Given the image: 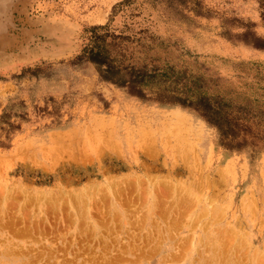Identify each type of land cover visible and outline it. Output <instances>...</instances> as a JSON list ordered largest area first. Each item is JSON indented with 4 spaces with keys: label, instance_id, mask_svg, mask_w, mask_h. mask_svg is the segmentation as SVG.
Listing matches in <instances>:
<instances>
[{
    "label": "rangeland",
    "instance_id": "obj_1",
    "mask_svg": "<svg viewBox=\"0 0 264 264\" xmlns=\"http://www.w3.org/2000/svg\"><path fill=\"white\" fill-rule=\"evenodd\" d=\"M263 222L264 0H0V264H264Z\"/></svg>",
    "mask_w": 264,
    "mask_h": 264
},
{
    "label": "bare ground",
    "instance_id": "obj_2",
    "mask_svg": "<svg viewBox=\"0 0 264 264\" xmlns=\"http://www.w3.org/2000/svg\"><path fill=\"white\" fill-rule=\"evenodd\" d=\"M162 112V111H161ZM185 116V115H184ZM183 116V117H184ZM185 119V118H184ZM183 119V120H184ZM195 120V119H194ZM192 121V120H191ZM194 123V122H193ZM198 125V124H197ZM185 126V125H184ZM200 126V125H199ZM203 127V126H202ZM200 128V127H199ZM211 132V131H210ZM185 133H186V131H185ZM183 134V133H182ZM189 136V135H188ZM211 136V135H210ZM193 137V136H192ZM188 138V137H187ZM175 139V138H174ZM178 143V142H177ZM154 147V146H153ZM103 149V148H102ZM186 151V150H185ZM28 153V152H27ZM75 155V154H74ZM79 155V154H78ZM195 155V154H194ZM149 178V177H148ZM207 179V178H206ZM143 183V182H142ZM144 186H145V184H144ZM133 188H135V187H133ZM157 195V194H156ZM18 198V197H17ZM169 198V197H168ZM141 204V203H140ZM153 204H155V203H153ZM86 205V204H85ZM158 205V204H157ZM194 205V204H193ZM12 208V207H11ZM36 209V208H35ZM193 209V208H192ZM9 210V209H8ZM185 209H183V211H184ZM183 213V212H182ZM95 214V213H94ZM56 215V214H55ZM65 215V214H64ZM184 215V214H183ZM97 216V215H96ZM49 217V216H48ZM104 217V216H103ZM24 218H27V217H25L24 216ZM132 218V217H131ZM218 218V217H217ZM103 220V219H102ZM18 221H20V220H18ZM114 221H116V220H114ZM144 221V220H143ZM262 221V220H261ZM16 222V221H15ZM26 222H27V220H26ZM51 223V222H50ZM53 223V222H52ZM214 223V222H213ZM264 223V222H263ZM262 223V224H263ZM7 224V223H6ZM104 224V223H103ZM102 224V225H103ZM179 224V223H178ZM12 225V224H11ZM27 225V224H26ZM35 225V224H34ZM197 225V224H196ZM8 226V225H7ZM178 226V225H177ZM11 227V226H10ZM90 227V226H89ZM107 227V226H106ZM118 227V226H117ZM204 228V227H203ZM69 229V228H68ZM259 230V229H258ZM118 232V231H117ZM49 233V232H48ZM17 234V233H16ZM19 234H21V232L19 233ZM69 239V238H68ZM232 241V240H231ZM96 243V242H95ZM80 244V243H79ZM78 245V244H77ZM101 246V245H100ZM187 248V247H186ZM60 249V248H59ZM54 253V252H53ZM144 253V252H143ZM41 257V256H40ZM175 260V259H174ZM120 261H122V260H120ZM260 261V260H259ZM264 261V260H263ZM262 262V261H261ZM110 263H111V261H110ZM112 264H114V263H112Z\"/></svg>",
    "mask_w": 264,
    "mask_h": 264
},
{
    "label": "trees",
    "instance_id": "obj_3",
    "mask_svg": "<svg viewBox=\"0 0 264 264\" xmlns=\"http://www.w3.org/2000/svg\"><path fill=\"white\" fill-rule=\"evenodd\" d=\"M93 37L95 38V35ZM91 59L100 65L103 63L102 60H98L97 58H91Z\"/></svg>",
    "mask_w": 264,
    "mask_h": 264
}]
</instances>
